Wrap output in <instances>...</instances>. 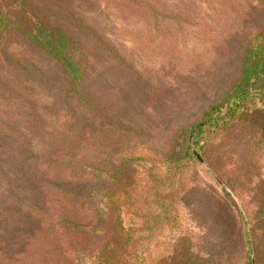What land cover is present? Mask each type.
Returning a JSON list of instances; mask_svg holds the SVG:
<instances>
[{
    "label": "rangeland",
    "instance_id": "obj_1",
    "mask_svg": "<svg viewBox=\"0 0 264 264\" xmlns=\"http://www.w3.org/2000/svg\"><path fill=\"white\" fill-rule=\"evenodd\" d=\"M38 1L68 13L52 22L94 110L21 36L0 40L23 64L0 55V264H264V90L215 127L264 0Z\"/></svg>",
    "mask_w": 264,
    "mask_h": 264
},
{
    "label": "trees",
    "instance_id": "obj_2",
    "mask_svg": "<svg viewBox=\"0 0 264 264\" xmlns=\"http://www.w3.org/2000/svg\"><path fill=\"white\" fill-rule=\"evenodd\" d=\"M131 4L138 9L143 8V2ZM66 13L60 7L44 4L38 0H0V40L6 34L14 32L21 36L23 41H26L29 46L36 49L45 59L57 63L62 68L64 76L68 78L70 93L67 92L66 95L70 98L75 96L77 98L76 101L81 105L94 110L83 90L88 79V73L85 72L89 68L83 67L81 61L75 60L74 55L79 54L78 46L67 29L52 22L57 18H66L68 16V13ZM257 37V45L247 52V60L243 64L242 73L234 87L233 98L235 102L223 115L222 121H217L218 126L215 127L221 128V125L225 127L234 119L239 107L252 96V89L264 90V83H262L264 78V32ZM0 55L12 62L11 66L14 69V63H16V68L21 69L20 71L22 72L23 64L20 61L18 63L17 59L11 56L8 57L7 51L3 49L0 50ZM77 58H79L78 55ZM0 62H2L1 59ZM84 66L87 65L84 64ZM220 110L221 106L216 107V111ZM214 121L215 119H210L209 122L203 125L183 129L180 132V136L187 141L191 138L196 142L204 127L210 124L214 125L216 123ZM176 154L172 153L168 157V160L171 159L170 165L174 166L176 172L181 171L185 167L186 164H181L183 160L187 162L197 156L194 152H190L188 148ZM248 245L251 248L250 242H248Z\"/></svg>",
    "mask_w": 264,
    "mask_h": 264
},
{
    "label": "water",
    "instance_id": "obj_3",
    "mask_svg": "<svg viewBox=\"0 0 264 264\" xmlns=\"http://www.w3.org/2000/svg\"><path fill=\"white\" fill-rule=\"evenodd\" d=\"M213 176V175H212ZM214 177V176H213ZM215 178V177H214Z\"/></svg>",
    "mask_w": 264,
    "mask_h": 264
}]
</instances>
